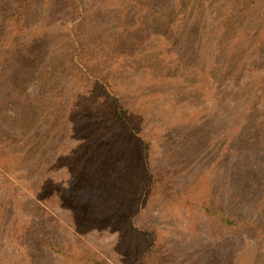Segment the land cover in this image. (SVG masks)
Returning a JSON list of instances; mask_svg holds the SVG:
<instances>
[{"label": "rangeland", "instance_id": "obj_1", "mask_svg": "<svg viewBox=\"0 0 264 264\" xmlns=\"http://www.w3.org/2000/svg\"><path fill=\"white\" fill-rule=\"evenodd\" d=\"M15 1L0 0V84L14 89L0 93V126L9 127L7 136L12 139H7L17 149L13 166L7 171L0 167V193L4 197L0 198V264H82L54 250H65V254L84 252L103 264H122L128 252L144 244L132 237L131 228L137 221L142 222L145 234L150 232L155 256L163 264H264V243L259 236H213L204 220L191 214V202L186 200L209 194L222 200L225 208L236 215L254 222L264 233V142L256 152L247 145L250 139L240 137V150L245 154L241 158L251 160L252 165H235L233 155L226 151L234 147L232 143H239L236 139L229 145V133L237 131L244 136L258 125L245 124L254 114L243 96L247 92L224 98L225 104L220 107L226 111L224 119L209 95L215 97L228 86H245L255 78L254 74L264 70V65L245 75H238V71L237 78L226 56L222 55L220 65L211 71H191V56L186 54L165 74L146 78L127 72L121 76L122 92L134 106L140 135L151 143L150 165L158 183L149 189L139 174V151L130 135L112 123L108 99L78 90L74 84L76 78L69 69L74 21L65 6L69 0H30L32 7L23 30L15 35L16 43L5 37L9 33L5 10ZM113 1L115 8H108L130 12L124 1L122 6ZM211 1H188L182 4V11L178 3H167L166 22H157L142 32L115 29L116 20L110 22L108 16H102L105 11L99 9V0H81L80 4L88 18L87 26L104 21L108 25L98 34L120 37L107 46L114 58L125 62L134 49L145 52L147 57L156 56L163 42L171 37L175 40L176 32L191 30L190 39L194 38L201 15L203 18L204 13L209 14ZM184 10L191 21L181 20ZM96 12L100 14L97 18H89ZM106 14L114 16L111 10ZM254 20L255 17L240 18L237 25L238 37L244 38L243 44L250 48L264 39L257 35L258 30H264L263 24ZM181 23L180 31L173 33ZM55 67L59 68L56 78L70 88L63 89V116L51 111L50 98L37 96L39 77ZM199 81H203V88H197ZM252 82L257 83V79ZM11 105L18 108L19 120L5 124V118L15 111L8 107ZM260 105L264 106V98L257 102ZM240 112L243 113L237 119ZM57 115L58 119L54 117ZM47 125L51 127L45 138L50 152L39 146L30 154L29 162V156L23 154L25 141L31 137L32 143L41 144V131ZM16 172L33 181H39L44 174L53 175L59 182L31 187L25 178H14ZM2 174L20 189L5 188ZM9 188L15 191L13 195ZM18 200L35 201L37 207L19 217ZM35 216L33 225L31 217ZM28 258L30 261L25 262Z\"/></svg>", "mask_w": 264, "mask_h": 264}, {"label": "trees", "instance_id": "obj_2", "mask_svg": "<svg viewBox=\"0 0 264 264\" xmlns=\"http://www.w3.org/2000/svg\"><path fill=\"white\" fill-rule=\"evenodd\" d=\"M80 1L81 0H69L65 5L74 21L70 31L73 35L69 41L72 45L73 56L69 62V69H71V74L76 78L74 84L77 86L78 90L90 93L93 96L100 95L108 99L110 103L109 106L113 110H110L109 117L112 118V123L115 126L130 135L139 151L141 163L139 174H141L144 183L150 185L149 189H153L158 182L153 173L152 166L150 165L151 143L150 140L144 139L140 135L139 127L135 120L136 117L133 112L134 106L130 104V101L128 102L126 96L122 92V85L120 83L121 76L127 72H133L138 76L146 78H151L159 73L165 74L167 73L166 69L172 65V63H177L178 60H180V56L186 54H188V57L191 56V71L194 69L211 71L214 66L220 65L219 63L222 60V55L229 58L231 62L227 59H225V61L227 60L229 64H233L232 67L235 77L238 71V75H245V73H250L255 69L260 70V67L264 65V39L258 40V44L254 48H250L249 46L246 47V45L243 44L244 38L238 37L240 33H237V25L240 23V18L244 20L246 18L255 17L254 21L260 22V25L263 24L264 26V0H212L209 14L204 13L203 18H201V15L200 21L197 23V25H200L194 30V38L190 39L191 36L189 33L191 30L187 32L180 31L183 26V23H181L173 30V33L178 30L180 31L176 32L177 34L175 33V40L171 37L167 42H163L162 45L158 47L160 48L159 54L147 57L145 52L134 49L126 56L125 62H120L118 58H114V54L109 52L110 47L107 46L118 42L120 37L117 34H108L101 37L98 31L104 30L108 25L104 21H96L92 27L87 26L85 22L88 18H85L84 8L81 7ZM95 1L93 0V2ZM99 1V9L104 8L105 11V14H102V16H108L110 22L111 19L116 20L113 24L115 29L116 27L117 30L125 28L128 31L135 30V32L136 30L141 32L148 31L155 23L158 22V24H162L166 22L165 17L168 13L167 3H169L170 6L172 1L178 3L179 9L182 11L184 6L182 4L188 1L191 2V0H116L117 2L115 3L120 6L123 5V1L125 2L124 7L128 6L125 9L130 10V12H126L122 11V9L108 8V6L115 8L113 6V0ZM14 4H11V6L7 7L5 10V18L9 25V33L5 35V37L16 43L17 40H15V35L23 30L26 23L27 12L31 9L32 2L30 0H16ZM107 10H111L114 16L111 14L107 15ZM184 13L181 20L185 22L191 21V16L186 14L185 10ZM99 15L100 14L96 12L95 14H91L89 18H97ZM169 27H166V29H169ZM166 29V32H170ZM258 31L257 35L261 34L264 36V30ZM103 33L104 32L101 34ZM233 42L234 44H232ZM231 50H233V52H231ZM259 56H261L260 59ZM223 64H225V62ZM236 66H238L237 69ZM58 67H61V65H58ZM58 67L53 69L50 68L47 74L39 77L40 83L37 87V96L44 97L45 100L50 98L53 103L50 107L51 111L59 115L64 111L66 105V101L64 102L65 90H69L70 88L68 87L69 84L66 85L56 78L59 72ZM254 75H256L255 78L248 80L245 86H228V88L224 89L225 91L219 92L215 97L213 96L214 94L209 93L212 97V104L218 105L217 110L221 109L222 119H224L225 115L227 116L225 109L220 108L221 105L225 104L224 98L227 97L229 99L230 96L239 94V92H247V94H243V96L247 97V102L251 105L250 108L253 109L254 114H260L249 115L248 121H246L245 124L258 125L253 126L254 129L248 130L244 136H242V132L239 134L237 131L235 134L229 133V145L236 139L239 140L238 144L232 143L234 146L233 148L226 150L227 152L229 151V154L233 155L235 165H239L240 163L244 165L251 163L252 165L254 163L251 162V160L244 161L241 158V156L244 158L245 154L244 150H240V137H243V139H250L252 143L250 141L247 145L249 147L252 145L256 152L259 150L258 147L264 142V133H262L264 131V106H257V102L264 98V70ZM238 77L239 76H237V78ZM253 79H257V83L252 82ZM210 81L211 79H209V82ZM192 83L194 85V82ZM193 85L191 84V86ZM198 86L197 88H203V81H199ZM9 89L14 90L10 86H3V84H0V93H9ZM63 89L65 90L63 91ZM214 105L213 107H215ZM8 107L15 111L5 118V124H14V122L19 120V113H17L18 108H16L15 105ZM242 113L243 112H240L238 114L237 119H240L239 116ZM58 115L54 117L58 119ZM2 117L3 111L0 104V124L1 120H3ZM259 117L260 119H258ZM228 123L229 122H227V124ZM8 128L7 126H0V167L5 169L4 171L9 170L13 166V158L17 151L16 144L14 145V143L9 140L12 138L7 136ZM50 129L51 127L49 125L42 129L43 131L41 132L42 134L44 133V137H41V139H43L41 144L38 142L32 143L33 141H30L31 137L28 142L25 141V150L23 154L25 157L29 156L27 159L29 162L31 160V155L37 151L39 146L41 149L50 152V143L45 140L47 136L46 132H49ZM33 131L34 129L32 128L30 134H33ZM57 151L58 150L55 148V152ZM1 177L3 179L1 183L5 188L12 186L20 189L15 182L10 181L3 174ZM22 177L26 179L31 187H37L39 184L42 185L43 183L59 182L57 181L58 178L48 174L41 176L39 181H33L30 176L26 174L21 175L18 172L14 175V178L19 180H21ZM9 193L13 195L15 191L9 188ZM182 193L187 196L190 195V193ZM1 197L4 198L2 193H0V198ZM186 200L191 202V214L196 213L195 217L204 220V223L208 226V232L211 233V235L222 234L231 238L238 233H246L259 236L261 238L260 241L264 243V233L261 228L256 226L254 222L248 221L246 217L238 216L232 212V210L225 208L224 204L221 203L222 200L218 201L216 198L213 199L209 194L200 199L192 198V196L191 198L187 197ZM16 204L19 205L20 209L19 217L22 214L24 215V213L27 214L29 210L33 209L35 206L37 207L35 201L25 203L22 200H18ZM30 213H28V215ZM31 219H33V225L36 224V216L33 218L31 217ZM131 231L132 237L143 241L144 244L138 246L134 251L128 252L125 263L123 262L122 264H163L161 258L155 256L156 248L151 242L152 236H148L150 232L145 234L142 222H133ZM262 246L264 247V244H262ZM49 248L55 249L54 245H49ZM54 251L60 252L65 258H73L74 263L103 264L99 258L97 259L95 256L84 252L65 254V250ZM27 261H30V258L25 260V262Z\"/></svg>", "mask_w": 264, "mask_h": 264}]
</instances>
